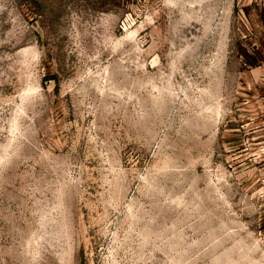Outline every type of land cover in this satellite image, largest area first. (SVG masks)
<instances>
[{"label": "rangeland", "instance_id": "obj_1", "mask_svg": "<svg viewBox=\"0 0 264 264\" xmlns=\"http://www.w3.org/2000/svg\"><path fill=\"white\" fill-rule=\"evenodd\" d=\"M0 264H264V0H0Z\"/></svg>", "mask_w": 264, "mask_h": 264}]
</instances>
